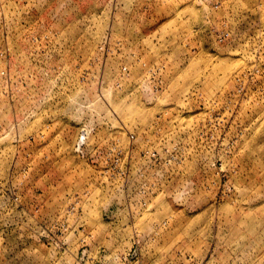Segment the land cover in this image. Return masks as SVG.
Here are the masks:
<instances>
[{"label": "rangeland", "instance_id": "1", "mask_svg": "<svg viewBox=\"0 0 264 264\" xmlns=\"http://www.w3.org/2000/svg\"><path fill=\"white\" fill-rule=\"evenodd\" d=\"M0 264H264V0H0Z\"/></svg>", "mask_w": 264, "mask_h": 264}, {"label": "built area", "instance_id": "2", "mask_svg": "<svg viewBox=\"0 0 264 264\" xmlns=\"http://www.w3.org/2000/svg\"><path fill=\"white\" fill-rule=\"evenodd\" d=\"M122 69L125 70L126 68L123 67ZM94 133L93 121L83 119L74 144V152L82 158L95 159L96 165L99 160V166L96 168L99 169L102 174H105L108 171L105 165L107 159L113 158L115 162H117L121 157L128 156L130 151L129 149L123 150L119 139L109 135L101 137L98 143L92 141L94 139ZM134 139V133H129L128 140L132 142ZM156 156V149H145L139 153V158H141L142 162L141 164L137 163V196L145 195L146 190L149 188L146 182V176L152 171L151 162L156 159ZM83 194L86 195V192H83L82 195ZM81 199L82 196L80 194H75L71 198V201L65 208V212H67L65 213L66 216L74 215L76 211L80 210L79 204ZM140 204L143 206L145 201H141L140 199Z\"/></svg>", "mask_w": 264, "mask_h": 264}]
</instances>
